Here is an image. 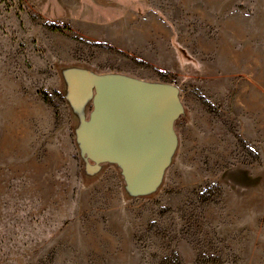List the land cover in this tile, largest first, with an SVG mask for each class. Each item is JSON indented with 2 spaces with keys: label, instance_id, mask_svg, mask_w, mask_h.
<instances>
[{
  "label": "rangeland",
  "instance_id": "1",
  "mask_svg": "<svg viewBox=\"0 0 264 264\" xmlns=\"http://www.w3.org/2000/svg\"><path fill=\"white\" fill-rule=\"evenodd\" d=\"M110 79L178 92L153 188L85 144ZM0 264H264V0H0Z\"/></svg>",
  "mask_w": 264,
  "mask_h": 264
},
{
  "label": "water",
  "instance_id": "2",
  "mask_svg": "<svg viewBox=\"0 0 264 264\" xmlns=\"http://www.w3.org/2000/svg\"><path fill=\"white\" fill-rule=\"evenodd\" d=\"M93 84L97 92L85 136L88 151L120 165L130 184L155 187L175 144L177 90L123 79Z\"/></svg>",
  "mask_w": 264,
  "mask_h": 264
}]
</instances>
